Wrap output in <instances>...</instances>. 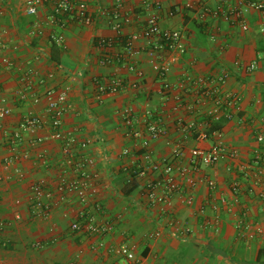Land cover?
I'll return each instance as SVG.
<instances>
[{
    "label": "crops",
    "instance_id": "obj_1",
    "mask_svg": "<svg viewBox=\"0 0 264 264\" xmlns=\"http://www.w3.org/2000/svg\"><path fill=\"white\" fill-rule=\"evenodd\" d=\"M24 1L0 0L3 39L8 45L17 47H8L5 51L13 66L6 69L0 65L1 94L10 110L8 116L0 119V160L7 156L20 158L2 171L5 179L0 182V220L10 222V225L3 234L5 245L0 246V264H126L124 259L104 249L94 250L92 247L101 239L107 245L124 242L134 245L136 256L142 259L141 264H264V234L244 244L239 241L235 229V222L240 218L264 222V198L259 196L263 188L253 183L257 168L253 165L254 152L264 151V145L256 141L258 132L264 131V59H258L257 69L251 72L236 65V62L250 63L264 53V33L258 29L263 20L261 14L244 6L241 17L250 26L249 30L243 31L234 18L226 19L221 15L202 19L199 16L205 7L221 6L230 12L232 0L227 3L219 0H123L122 9L132 16L133 22L124 26L118 36L105 14V11L114 10L115 0H84L93 21L90 25L74 23L64 29L66 48L61 49L57 45L53 47L47 34L32 33L33 23L42 21L46 10H41L38 16H28L24 12ZM144 1L150 6H145ZM187 1L192 4L190 8L185 6ZM155 2H159L158 8ZM152 14L158 15L161 27L184 33L187 52L178 56L172 65L167 76L171 84L183 82L191 88L192 80L198 76L228 74L225 89L240 96L239 108L233 110L231 119L222 118L213 123L211 129H220L224 142L236 148L239 161L247 162L249 166L247 179L238 176L236 163L230 160L200 166L183 177L177 174L181 188L192 196L193 203L186 205L177 196L173 209L167 214L152 207L143 195L141 185L123 171L127 158L122 155V150L138 151L140 142L132 138L129 131L137 128L146 137L145 112L148 107L156 109L166 134L151 140L155 156H169V142L177 143L184 151L179 164L188 167L190 149L208 147L211 139L199 141L184 128L192 121L200 128L201 122L207 119L206 111L212 106L211 101L196 104L194 92L185 94L179 87L165 100L158 61L145 51L133 56L144 72L140 89L127 85L116 93L104 94L100 102L94 99L95 80L111 75L116 66L101 65L100 58L121 53L124 40L139 32ZM213 33L215 41L210 40ZM100 38L112 39L114 43L103 46L99 43ZM146 43L141 38L137 45L144 47ZM221 46L225 49L221 50ZM27 67L39 75L52 72V85L70 86V109L62 118V127L64 131L73 130L77 139L90 141L83 151L96 158L92 170L98 175L96 188L101 210L97 215L101 221L113 226L112 232L102 237L71 231L70 223L76 219L79 208L74 195L68 203L55 208L48 220L35 218L30 213L31 184L40 183L53 189L62 174H72L63 171L60 141L31 143L49 133L48 123L41 129L23 131L19 145L13 148L5 145V134L16 130L21 117L29 110L44 115V99L38 104L20 103L14 99V92L23 87L22 77ZM120 75L126 83L136 79L126 70ZM34 81L36 84L35 77ZM36 88L42 90L39 85ZM179 95L184 96L186 103L193 104L198 113L177 108L175 97ZM125 108L133 110L131 123L121 116ZM42 154L44 161L40 158ZM15 168L21 170V178L17 177ZM237 177L243 188L237 202L233 203L230 186ZM207 179L215 182L214 190L208 188ZM212 205L218 207L221 215L217 234L202 228L203 221L214 215ZM201 207L205 209L203 214L199 213ZM169 212L173 213L169 215ZM171 217L189 226L192 232L179 237L175 227L170 225ZM158 227L162 229L161 235L148 240L147 234ZM36 242H41L42 247H35Z\"/></svg>",
    "mask_w": 264,
    "mask_h": 264
},
{
    "label": "built area",
    "instance_id": "obj_2",
    "mask_svg": "<svg viewBox=\"0 0 264 264\" xmlns=\"http://www.w3.org/2000/svg\"><path fill=\"white\" fill-rule=\"evenodd\" d=\"M219 1L227 3L231 0ZM232 1H234V4L230 8V12L225 11L221 6L215 8L205 7L199 13V16L202 19L208 17L217 18L221 15L226 19L234 18L241 30L247 31L250 25L248 21L241 17L242 8L247 6L261 14L263 20L258 29L261 33H264V0ZM144 4L145 6H150V3L146 1H144ZM154 5L158 8L159 2H155ZM122 6L123 0H115L114 10L111 12L105 11V14L109 17L111 28L118 36H121L124 26L130 25L133 22L132 16L128 12H125ZM185 6L186 8H190L192 4L190 1H187ZM43 9L46 10L45 17L42 21H35L31 31L39 36L47 34L49 40L61 49L66 48L63 38L64 29L74 23L90 25L93 21L89 13V6L84 0L24 1V12L28 16H38L39 12ZM170 13H173V11ZM0 15H2L1 10ZM3 36L4 31L0 29V65L6 69H10L13 66V61L6 55L5 51L8 47H12V49H16L17 47L12 44L8 45L4 41ZM141 38L147 41L144 47L137 45L138 40ZM210 40H216L214 33L210 34ZM99 43L103 46H111L114 40L100 38ZM220 49L224 50L225 46H221ZM143 51L149 57L158 61L161 92L165 100L171 97L172 90L179 87L184 90L185 94H190L193 91L197 97L195 100L196 104L205 103L206 100L212 103V106L206 111L207 119L201 122L202 126L200 128L196 126L195 121L190 122L186 126L187 128H184V130L190 132L199 141L211 139L208 147L197 146L190 149V163L188 167H183L179 164V161L184 156L183 147L180 144L169 142L171 144L169 156L160 158L155 156L150 142L166 134L162 119L156 109L148 107L145 112L146 137L137 128H132L129 131L130 136L139 139L140 142L138 151H132L127 148L122 150V155L127 158L123 170L129 176L134 175L135 179L140 182L143 195L149 204L164 214L173 209V201L177 196L184 204L191 205L193 198L185 194L178 182L177 174L182 177L186 176L190 171L197 170L200 166H212L221 161L230 160L236 163L238 176L243 175L247 179V168H249L247 162L239 161L238 150L224 142L220 129H211L212 124L222 118L231 119L233 117V110L239 108L240 96L225 89L228 74L222 73L211 77L198 76L192 80L191 88L185 86L183 82L171 84L167 80V76L170 73L172 65L177 62L178 56L187 52V47L184 42L183 31L161 27L157 14L150 15L139 32L132 33L124 40L123 51L121 53L115 56L104 55L100 58L99 63L101 65L115 64L116 66L111 75L95 80L94 99L100 102L104 94L116 93L127 85L133 89H140L142 80L144 79V72L137 66L133 56H137ZM262 58L264 59V53L250 63L242 64L241 62H236V65L243 68L246 72H251L257 69L258 59ZM123 70L133 73L136 79L126 83L125 79L120 75V72ZM34 77L36 78V84ZM53 78L52 72L46 75H39L31 67L25 69L24 76L22 77L23 87L14 92V99L20 103L31 102L32 104H38L44 99V115H38L33 110H29L21 117L16 130L5 134V145L9 146V148L19 145L23 140V131L41 129L48 123L50 126L49 133L31 140V143H43L48 140L60 141L62 143L63 171L66 174V170H68L72 175L62 174L53 189H49L40 183L31 184L29 197L30 213L35 218L48 220L55 208L68 203L71 195H74L79 208L76 213V219L70 223L71 231L102 237L112 232L113 226L110 223L101 221L97 215V212L101 210V203L97 199L96 181L98 175L92 170L96 164V158L92 154L83 151L90 144L89 140H79L76 138L73 130H63L62 118L70 109V86L52 85L51 81ZM36 85H39L42 90L38 91L39 89L36 88ZM175 100L177 108H183L193 114L198 113L193 104L186 103L184 96H176ZM6 101V98L1 94L0 87V119L10 114ZM133 115L132 108H125L121 113L123 120L129 123L134 120ZM256 141L259 145H264V131L258 132ZM40 158L44 161V154L40 155ZM19 160L18 156H7L3 160H0V182L5 179L2 171ZM253 165L257 166L254 172L253 183L254 186L263 188L260 190L259 196L264 198V151L256 150L254 152ZM15 173L18 178L22 177V172L19 168H15ZM207 185L211 190L216 188L213 180L207 179ZM242 188V183L238 177L232 181L230 189L233 194V203L237 202ZM212 208L214 215L203 221L202 228L217 234L220 231L221 215L216 205H212ZM204 212V207H201L199 213L203 214ZM172 213L169 212V215ZM9 225L10 222L0 220V246L5 245L3 234ZM170 225L175 227V233L179 237L187 236L192 232L189 226L181 224L176 218H170ZM235 229L239 241L246 244L258 235L264 234V222H248L247 219L240 218L235 222ZM161 231V227H158L147 234V239L150 241L157 239L161 235ZM34 245L35 247H42L41 242H36ZM92 248L94 250L104 249L108 253L124 259L126 264L142 263V259L136 256L135 246L127 242L119 245H107L101 239Z\"/></svg>",
    "mask_w": 264,
    "mask_h": 264
},
{
    "label": "trees",
    "instance_id": "obj_3",
    "mask_svg": "<svg viewBox=\"0 0 264 264\" xmlns=\"http://www.w3.org/2000/svg\"><path fill=\"white\" fill-rule=\"evenodd\" d=\"M51 44L53 45V47H55L56 46V44H54L53 42H51ZM53 50H54V48H53ZM126 174H127V172L125 171V170H123ZM122 171V172H123ZM131 179H133L132 181H135V182H138L139 184H140V182L138 181V180H136L135 179V176L134 175H131ZM131 179H130V181H131ZM134 184V183H133ZM136 184V183H135Z\"/></svg>",
    "mask_w": 264,
    "mask_h": 264
}]
</instances>
